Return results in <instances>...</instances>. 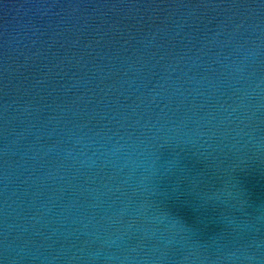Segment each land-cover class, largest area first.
Wrapping results in <instances>:
<instances>
[{
    "label": "water",
    "instance_id": "obj_1",
    "mask_svg": "<svg viewBox=\"0 0 264 264\" xmlns=\"http://www.w3.org/2000/svg\"><path fill=\"white\" fill-rule=\"evenodd\" d=\"M0 264H264V0H0Z\"/></svg>",
    "mask_w": 264,
    "mask_h": 264
}]
</instances>
